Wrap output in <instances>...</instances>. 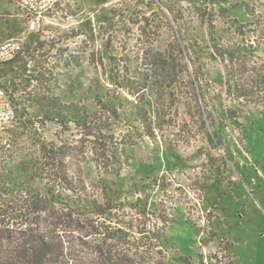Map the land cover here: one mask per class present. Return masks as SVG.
<instances>
[{"label": "rangeland", "instance_id": "374dc122", "mask_svg": "<svg viewBox=\"0 0 264 264\" xmlns=\"http://www.w3.org/2000/svg\"><path fill=\"white\" fill-rule=\"evenodd\" d=\"M32 21L12 0H0V42L22 40L40 93L86 112L97 109L99 93L123 100L113 145L33 110L0 127V162L23 168L40 195L67 194L41 149L42 141L62 142L85 197L105 209L81 216L54 203L42 214L70 264H102L108 243L136 264L157 251L166 264H264V0H58ZM255 42L258 51L240 55L254 88L239 98L219 52ZM16 66H3L0 81L10 98H29L34 89H25ZM141 105L150 136L132 128ZM125 145L129 161L116 163ZM14 207L0 196L6 237L20 223ZM92 225L120 229L125 240L106 242Z\"/></svg>", "mask_w": 264, "mask_h": 264}, {"label": "trees", "instance_id": "16d2710c", "mask_svg": "<svg viewBox=\"0 0 264 264\" xmlns=\"http://www.w3.org/2000/svg\"><path fill=\"white\" fill-rule=\"evenodd\" d=\"M245 12L257 20L254 11L251 14L252 11L248 12L245 9ZM210 24L209 22V26ZM259 47L260 44L255 42L252 45L249 44L241 47L242 49L239 46L220 49L219 55L221 59L223 61L227 59L231 64L230 70L228 71L230 73L228 76L229 88L239 98L248 97L252 92V88H254V82L251 76L242 74L248 71V69L240 58V55L244 51H258L260 49ZM181 50L179 48L180 53ZM22 53L13 60L0 66V69L3 66H9V69L13 71L14 68L12 66L17 64L16 67L25 76V89H28L30 86L34 89L26 92L30 96L29 98H24V96L17 98V100L10 98L15 106V112L28 116L30 115V110H33L46 120L56 121L61 123V125L73 123L77 127L89 128L92 134L101 138L103 137L107 143L109 142L112 145L113 143H118V139L114 136V122L112 121L118 120L120 114L118 111L120 108H123V100L121 98H114L108 94V91L99 93L98 98H96L97 109L86 112L77 103L65 101L66 98H59L60 96L56 94L51 95L50 92L42 94L38 91L36 85L31 84L37 78L31 76V71L27 68L28 62L25 61ZM148 83L156 89L153 81ZM11 87L12 90H17L14 84H11ZM252 103H259V101H252ZM102 112L110 114L111 121ZM132 112L134 116V118H130L132 128L138 129L141 125L144 128L143 135H152V125L145 107L141 105ZM126 117L129 119V116ZM41 144L44 155L54 162L60 174L59 182L61 189L67 191V194L60 195L56 192L54 194L51 193L49 198L42 196L34 186L30 185L23 168L19 169L15 167L11 169L3 162H0V196L9 197L13 200L17 217L20 220L19 226H16L15 230L11 229L7 231L9 232L8 237L3 233V230L0 232V264H70L65 254L66 252L61 245L60 237L51 229L48 220L42 216V214H46L52 209L51 204L53 205L55 203L64 207L70 213L81 216L85 214L97 216L105 214V209L102 208L103 206L85 197L83 183L75 176L74 172L70 173L65 162L66 157L71 154L67 146L62 142L42 141ZM126 145L122 147V151L117 153L115 158L116 163H123V165L128 163L129 155L126 151ZM111 148L113 150V146ZM114 152L115 148L113 155ZM88 222L91 224L89 220ZM92 227L98 233L104 234V241L106 242L112 240L120 242L125 240V233H122L120 229L109 230L106 226L105 230L102 231L99 230V226L94 227L92 225ZM12 231H15L14 236H12ZM6 238L8 240H5ZM166 240V234L162 235L160 242L165 244ZM106 246L108 247L107 251H104L105 259L102 264H136L135 260L129 259L128 255L114 250L111 243H108ZM135 251H139V246H135ZM156 254V256L151 259L147 258L146 261L140 262V264H166L161 256L162 253L157 251Z\"/></svg>", "mask_w": 264, "mask_h": 264}, {"label": "built area", "instance_id": "2783aa9c", "mask_svg": "<svg viewBox=\"0 0 264 264\" xmlns=\"http://www.w3.org/2000/svg\"><path fill=\"white\" fill-rule=\"evenodd\" d=\"M15 4L24 9L27 14L35 20L47 10H49L58 0H12ZM23 51L22 40L13 37L0 42V66L13 60ZM15 116V106L10 99V95L0 81V127L13 120Z\"/></svg>", "mask_w": 264, "mask_h": 264}]
</instances>
